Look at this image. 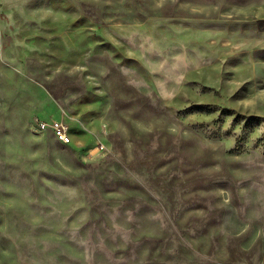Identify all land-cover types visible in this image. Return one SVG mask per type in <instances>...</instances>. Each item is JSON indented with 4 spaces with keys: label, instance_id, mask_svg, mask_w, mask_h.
Here are the masks:
<instances>
[{
    "label": "rangeland",
    "instance_id": "1",
    "mask_svg": "<svg viewBox=\"0 0 264 264\" xmlns=\"http://www.w3.org/2000/svg\"><path fill=\"white\" fill-rule=\"evenodd\" d=\"M0 264H264V0H0Z\"/></svg>",
    "mask_w": 264,
    "mask_h": 264
},
{
    "label": "built area",
    "instance_id": "2",
    "mask_svg": "<svg viewBox=\"0 0 264 264\" xmlns=\"http://www.w3.org/2000/svg\"><path fill=\"white\" fill-rule=\"evenodd\" d=\"M37 124L40 131H51L53 136L60 140L63 144H71L73 139L71 138L70 126L64 120L52 119L42 120L37 119Z\"/></svg>",
    "mask_w": 264,
    "mask_h": 264
}]
</instances>
